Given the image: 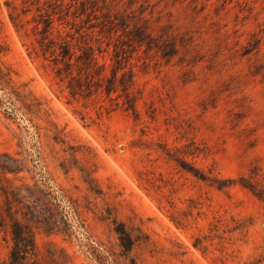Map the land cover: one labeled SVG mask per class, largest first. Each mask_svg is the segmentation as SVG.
Returning a JSON list of instances; mask_svg holds the SVG:
<instances>
[{
  "label": "rangeland",
  "instance_id": "1",
  "mask_svg": "<svg viewBox=\"0 0 264 264\" xmlns=\"http://www.w3.org/2000/svg\"><path fill=\"white\" fill-rule=\"evenodd\" d=\"M129 1L187 43L134 55L137 118L68 103L33 11L17 30L23 0H0V164L17 171L0 189L18 219L36 205L40 264H264V0ZM115 224L137 239L126 258ZM10 246L0 227V262Z\"/></svg>",
  "mask_w": 264,
  "mask_h": 264
},
{
  "label": "trees",
  "instance_id": "2",
  "mask_svg": "<svg viewBox=\"0 0 264 264\" xmlns=\"http://www.w3.org/2000/svg\"><path fill=\"white\" fill-rule=\"evenodd\" d=\"M115 1L23 0L21 13L9 18L20 30L23 28L20 15L33 11L29 23H32L35 54L50 65L54 79L67 95L68 103L70 100L102 99L109 104L107 112L122 109L137 118L138 92L134 90L135 74L131 62L134 55L139 51L145 55L153 53L169 62L179 52L177 44L185 48L187 43L181 40L183 37L173 34L170 26H156L159 19L154 23L151 17L147 18V6L142 4L128 13L127 9L117 10ZM136 2L130 0L127 8ZM16 101L20 103L19 99ZM17 110L21 111V108ZM16 172L0 164L1 175ZM195 176L202 181L207 180L204 175ZM0 191L7 206V219L0 215V227L8 229L11 240L8 256L0 264H40L33 237V225L39 222L36 205L29 207L28 213L18 219L12 203L22 198L11 191L9 199L5 189ZM40 206L52 216L45 203ZM114 232L126 258L137 239H133L121 224H115Z\"/></svg>",
  "mask_w": 264,
  "mask_h": 264
}]
</instances>
